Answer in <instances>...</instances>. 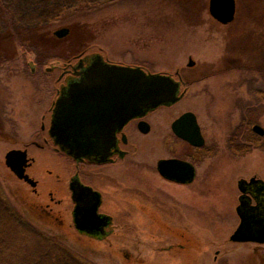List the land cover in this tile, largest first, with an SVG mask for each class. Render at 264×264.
Wrapping results in <instances>:
<instances>
[{"label": "rangeland", "instance_id": "1", "mask_svg": "<svg viewBox=\"0 0 264 264\" xmlns=\"http://www.w3.org/2000/svg\"><path fill=\"white\" fill-rule=\"evenodd\" d=\"M74 1L0 0V264H264V243L229 238L239 223L237 181L264 180V133L252 129H264V0H236L235 18L227 24L210 15L208 0ZM67 26L58 39L38 36H55ZM93 53L147 72L172 75L179 69L193 79L178 103L153 117L170 120L192 110L206 148L213 149L201 155L188 185L169 183L154 171L156 159L172 151L160 139L136 143L145 155L139 165L97 168L101 210L115 223L97 243L68 224L65 199L64 227L29 217L19 191L28 194L30 188L4 164L6 150L29 141L39 128L66 62ZM232 136L243 151L231 149ZM129 138L135 143L138 137ZM29 154L36 157L29 170L40 181L48 176L38 169L48 165L63 178L72 170L51 147L30 146ZM139 194L145 204L140 220ZM172 227L185 229L186 242L169 235Z\"/></svg>", "mask_w": 264, "mask_h": 264}, {"label": "water", "instance_id": "2", "mask_svg": "<svg viewBox=\"0 0 264 264\" xmlns=\"http://www.w3.org/2000/svg\"><path fill=\"white\" fill-rule=\"evenodd\" d=\"M210 15L222 24L230 23L235 18L236 0H208ZM68 31L61 28L54 31L58 37ZM86 61L78 79L70 81L53 103L48 133L54 144L76 160L95 158L105 161L109 148L114 144V131L121 128L128 120L140 116L149 109L162 104L178 101L180 82L173 76L162 72H147L138 65L119 64L106 61L99 53H93L79 59V66ZM193 64L189 60L188 65ZM189 122L182 127V123ZM174 132L194 145H202L196 116L191 111L182 113L173 123ZM252 129L263 134L264 129L254 124ZM18 163L12 159L15 153ZM25 152L9 151L5 163L20 178H27L23 173ZM160 174L175 182L188 183L195 176L192 163L176 158H163L157 163ZM185 170V174L183 173ZM256 186L258 192H264V180L252 176L249 180L237 181L240 195L236 213L239 223L229 238L235 242L264 243V208L260 201L252 203V196L247 193V186ZM79 194V195H78ZM80 198L77 226L80 230L91 231L94 222L101 220L97 214L100 203L99 193L84 185L78 192ZM264 197V194H263ZM94 224V225H93Z\"/></svg>", "mask_w": 264, "mask_h": 264}, {"label": "flooded vegetation", "instance_id": "3", "mask_svg": "<svg viewBox=\"0 0 264 264\" xmlns=\"http://www.w3.org/2000/svg\"><path fill=\"white\" fill-rule=\"evenodd\" d=\"M79 59L80 57H77L73 62H66L64 69L60 70V73L57 76L59 85L55 89V97L52 99L50 106L47 109V113H43L41 115L39 128L33 131L29 141L25 142L20 146H13L6 150L4 155V164L7 168H9V170L15 175V177L18 180L24 182L30 188L28 194L25 193V191L24 192L19 191L21 193L19 199L21 208L26 214L29 215V217H33L34 219L39 220L41 224L47 227H52L53 224L64 227L65 221L62 216V209L66 210V208L65 207L62 208V203H63L62 200L65 199L69 203L68 208L70 207L69 209L70 221L68 224L70 226L72 225V227L76 230V232L82 238H84L85 241L88 242L94 241L95 243H97L100 240L112 234L115 229L113 215L107 213L104 210H101V206L103 203L102 201L103 194L100 188L96 186L97 185L96 183H98L97 181L100 180L99 173H101V171H98L99 169L97 168H100L104 165H111L112 168H115L116 166H118V164L125 161L135 162L137 165H139L142 162L141 157L145 155L140 153V148H141L140 144L139 146H137L136 143L142 142L143 144V142L146 143V140H152V142L154 141L155 143V141L160 139L163 141V145L167 146L166 148H169L172 151L168 152L166 156H162L156 159L154 171L157 173L159 177H161L163 180H166L169 183L188 185L189 183L193 182L196 177V173H197L196 163L199 161L201 155L203 156V154H205V151L208 148H206L207 146L205 145V138L202 134L201 128H200V133L204 139V143L200 146L191 144L189 141L181 138L174 132L173 123L175 119L183 112L189 111V109L182 111V113L177 114L175 117H172L170 120H168V117L165 114L162 115L161 119H157L156 117H153V114L156 111L160 109H168L173 105H175L176 103H178L184 97V94L188 89V85H190L193 82V79L187 80L185 78L184 73L178 69L175 71L174 74H172V76L175 78V80L180 82L179 94H181L180 92L183 91V95L181 96V98L173 104H162L157 106L156 108L149 109L142 115L136 116L128 120L121 128L115 129L113 134L114 144L109 148V155L107 160L101 162V161H97L93 157L76 160L72 156L65 153L56 144H54V142L49 136L48 128L51 120L52 109L54 106L53 103L55 102L56 98L61 94L63 88L67 85L68 82L78 79L83 72L84 69L83 67L87 62H83L80 67ZM193 65H188V67H192ZM5 104L6 102H3V105ZM2 112L4 115L5 114L4 110H2ZM188 123L189 122H184L182 123L181 126L182 127L188 126ZM132 133L138 137L135 143L134 142L132 143L129 138L130 134ZM30 146L35 147L36 149H44L45 147H51V149L55 152V154L59 155L60 157H63L66 161H68V163L72 165V170L69 171V174L65 178H63L58 171H53V169L48 165L46 167L38 169L40 172L48 176V179H43L42 181H40L38 177H35L33 171L29 170V168L32 167V165L36 160L35 154L34 155L29 154ZM16 150L25 152L26 161L23 164V173L27 175V178L18 177L11 170V168L5 163L6 154L9 151H16ZM33 151L36 153L35 150ZM16 155H21V153L20 152L15 153V157L12 159V162L14 164L18 163ZM163 158H176L180 161L192 163L195 167V176L193 180L188 183H180L163 177L157 169L158 161ZM86 169H87L86 172L88 173V178H86L87 175H85ZM184 174H185V170L183 169V173L181 175ZM50 176H53V179L49 178ZM47 181H49L48 187L42 190V192L38 193L36 190L37 187L39 185L44 186L45 183H47ZM84 185L90 186L93 190L97 191L99 193L98 195L100 198V203L97 208V214L100 216L101 221L99 223L94 222V224H96V227L94 229H91V231L80 230L77 226L78 223L77 216L80 215L79 212L80 198L78 196L79 195L78 192L80 193V188H82V186ZM255 187L256 186L253 185L247 186V193L252 196V201L254 203L260 201V209H262L264 208V197H263L264 192L262 193L258 192L255 189ZM29 193L30 194L32 193L33 196H30ZM63 193H66V196L64 198H62L61 196ZM139 196L140 197H137L139 198V200L137 201L139 208V214L137 217L138 220L142 218L141 213L143 212L142 209L145 206V204L141 199L140 194ZM168 230H169V235L171 236L175 235V237H178L177 238L178 241L186 242L187 237H185V235L188 234H186L184 228L176 230L174 227H172Z\"/></svg>", "mask_w": 264, "mask_h": 264}, {"label": "trees", "instance_id": "4", "mask_svg": "<svg viewBox=\"0 0 264 264\" xmlns=\"http://www.w3.org/2000/svg\"><path fill=\"white\" fill-rule=\"evenodd\" d=\"M5 2L6 1H4L2 4L3 5H1V8H2V10H4V12H5V14H8L9 15V13L11 12L10 11V7H9V5H6L5 4ZM75 2H76V0L74 1V2H72L71 4H75ZM3 13L0 11V15H2ZM2 18V17H1ZM11 18H12V16H11V13H10V15H9V17H8V21L9 20H11ZM7 20H5L6 22H7ZM65 28H69L68 26L67 27H65ZM38 36H41V37H52V38H55V39H58V37H56V36H54L53 35V32H51L50 33V35L48 34V32H43V33H40V35H38ZM60 39H63V38H60ZM236 135H237V133H235ZM234 135V134H233ZM235 136V135H234ZM234 136H232L231 138H230V146H231V149L234 151H240V150H244V149H241V147H239V145H236V143L234 144ZM236 147H238V148H240V149H238V148H236ZM237 149V150H236ZM213 149L212 148H208L206 151H205V154H211L213 151H212Z\"/></svg>", "mask_w": 264, "mask_h": 264}]
</instances>
